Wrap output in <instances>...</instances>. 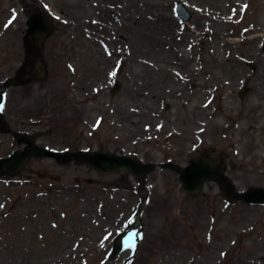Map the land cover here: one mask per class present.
Masks as SVG:
<instances>
[{"label": "rangeland", "instance_id": "rangeland-1", "mask_svg": "<svg viewBox=\"0 0 264 264\" xmlns=\"http://www.w3.org/2000/svg\"><path fill=\"white\" fill-rule=\"evenodd\" d=\"M21 1L0 0V84L21 57L30 13L43 9L55 26L42 45L50 61L46 81L60 91L53 104L61 115L49 128L70 149L97 148L89 131L103 117L93 137L111 139L112 152L143 161L174 155L181 165L205 155L224 162L235 190L264 188V0H182L192 14L186 22L175 13L178 0H31L37 6L31 12ZM158 13L172 20H150L154 26L168 21L176 33L169 43L146 46L135 34L143 24L136 31L127 24ZM180 55L191 62L183 65ZM113 82L120 85L115 93ZM131 83L137 95L128 92ZM79 87L83 107H91L83 116L75 112ZM12 90L3 107L8 123ZM186 126L193 133L182 132ZM161 128L174 144H162ZM77 135L88 142L75 143ZM37 167L34 174L29 163L18 174H0V264H264V204L230 201L214 181L192 195L167 167L151 171L142 186L130 176L125 181L86 168L90 178L75 190L80 171ZM111 182V195L96 199ZM56 186L61 189L47 191ZM139 204L135 247L113 251Z\"/></svg>", "mask_w": 264, "mask_h": 264}, {"label": "flooded vegetation", "instance_id": "flooded-vegetation-1", "mask_svg": "<svg viewBox=\"0 0 264 264\" xmlns=\"http://www.w3.org/2000/svg\"><path fill=\"white\" fill-rule=\"evenodd\" d=\"M49 36L50 34L41 38L39 43V50L37 52H34L33 50H29L26 48L22 34L21 44H23V48L21 50V57L16 59V65L13 68L12 74L10 75L11 84L9 85V87H12L13 89L11 92L12 122L8 123L5 120V123H0V148L5 146L9 147L4 150L0 149V151H6L9 149V151L11 152L12 150L17 148H20L22 150L24 149V156L26 157L25 164L29 163V170L32 174L36 173L35 171H37V165L39 164L44 165L43 168L50 173H54L56 170H63L64 168H66V166H71L73 169L80 171V174H77L74 171L72 172L73 174H77L74 177V189L79 190V188L84 185L83 183H81V178H83L84 181L90 178L89 173L91 172L86 170V168H90L93 171H96L98 174H104L107 172H104L88 164H78L74 161H69L71 157L67 153L68 151L89 149V145L79 146L76 149H70V147L66 143H64L65 141L61 140V137L63 135L57 133L58 130L56 131L49 128L51 125L55 124V120L61 115V112L56 110L53 104L55 96L57 94L59 95L60 91L53 93V91H51V85L53 83L46 81L50 74V61L48 60L47 55L44 54L42 45H45L44 40ZM51 78H54V76L51 75ZM82 93L83 89H81L80 87L76 89L75 112H78L80 116H83L87 112V109L89 110L91 108L90 106L83 107L85 103L84 101H82L83 98H81ZM64 99V96H61L60 100L64 101ZM103 107L105 106L102 105V108ZM96 108L97 106H93L91 112ZM56 115H58V117H56ZM50 116L54 117V122L50 120ZM175 118L179 119L175 116L174 121L172 120L173 123L177 122ZM190 118L191 116L187 120L183 121L187 122L188 120H190ZM103 120V117L94 118L93 128L91 129L90 127V140H95L98 143V147L92 150L111 151V148L108 147L109 143H111V139L109 140L107 138L105 141L102 140L104 136L101 139L98 136L93 137V133H96L98 131V128L100 124L103 123ZM169 122H171V119H169ZM147 125L150 128L151 125ZM144 128L149 129L146 127ZM163 128H161V130H156V134H158V136L163 135L162 137H164L163 133L166 134L162 144H174L176 138L172 135V133L164 132ZM16 131L23 132L24 137L30 140V143L27 146L21 143V141L18 139L15 134ZM182 132L193 133V130L189 129V127L186 126L184 129H182ZM141 138L142 141L146 143L142 136ZM86 140L88 139L81 137V135H77L75 143L82 145L88 142ZM45 148L53 150H65L67 152L62 157H48L43 155V149ZM149 152L152 151L149 150ZM134 156L136 157V155ZM166 157V161L148 160L144 162L177 163L173 160L176 158L174 155H166ZM56 173L58 172L56 171ZM111 173L119 174L120 179L125 181H128L129 176L133 177V179L138 181V184H141L140 180L135 174L129 172ZM114 180L115 178L112 181ZM114 183L115 182H111L109 186H104V191L102 193H98L95 196L96 199L104 198L105 195H111V190H114ZM43 187H46V185H44ZM54 189L60 190L61 188L59 186H56L54 188L48 187L47 191L50 192Z\"/></svg>", "mask_w": 264, "mask_h": 264}, {"label": "water", "instance_id": "water-1", "mask_svg": "<svg viewBox=\"0 0 264 264\" xmlns=\"http://www.w3.org/2000/svg\"><path fill=\"white\" fill-rule=\"evenodd\" d=\"M175 11L179 18L184 21H188L192 14L190 10L185 6L182 0L176 3ZM26 28V35L24 40L30 49H37V43L35 39L39 36L49 33L53 27L46 23L44 14L42 11L33 13L28 19ZM32 37L33 39L29 40ZM264 49V40L263 46ZM247 64L255 69V64L252 61H248ZM8 85V81L5 82ZM119 83L115 82L111 88V92L115 93L119 88ZM248 91V88H243L240 95L243 96ZM22 153L18 150L12 152L8 157L0 158V171H4L9 174H14L19 170L23 163L24 158ZM61 154L60 152L50 151V155ZM72 158L78 163H88L95 165L96 167L104 171H129L135 173L137 176L142 177L144 175L142 171V164L139 160L134 159L127 155H119L106 152H73ZM152 164L145 166L146 171H149ZM224 164L221 163L217 166L213 165L211 159L205 157H199L196 160H191L188 165L181 168L176 166V170L179 173V180L182 184L183 190L188 193L198 195L202 192L204 184L208 181L214 180L218 183L220 189L228 195L230 200H241L248 204H262L264 203V188L262 187H249L245 191L236 192L231 180L224 175ZM138 213L136 212L130 220V228L125 230L119 237V242L116 244V248H120L122 245H126L133 241L136 236L129 235L139 233V231L132 230L135 226V220ZM124 238V239H123Z\"/></svg>", "mask_w": 264, "mask_h": 264}, {"label": "bare ground", "instance_id": "bare-ground-1", "mask_svg": "<svg viewBox=\"0 0 264 264\" xmlns=\"http://www.w3.org/2000/svg\"><path fill=\"white\" fill-rule=\"evenodd\" d=\"M21 2L22 5H24L27 9H29L30 12L37 8V6L36 8L35 6H33L34 3L31 0H22ZM145 8H147V6ZM157 9H161V7L157 6ZM150 20H172V19L167 15H163V13H158L156 17H152V19H148L147 21L129 20L127 26L130 27L132 30L136 31L135 27L140 29L139 25L143 24V28L141 26L140 31H136L135 34L137 35L138 38H140L142 41L147 43L146 46L152 45L153 40H157V39H160L162 41L166 40L168 43L173 41L174 34L176 33L175 27L169 25L168 21L162 23L161 25L163 26H160L158 24L154 26V23H152V21ZM160 30H165V32L170 35L167 37H162L161 35L158 34ZM190 60H191L190 57L180 55V62L183 65H188L191 62ZM129 87L130 88H128V92L132 95H137L138 89L136 87L134 88L133 83H131V86L129 85Z\"/></svg>", "mask_w": 264, "mask_h": 264}, {"label": "snow or ice", "instance_id": "snow-or-ice-1", "mask_svg": "<svg viewBox=\"0 0 264 264\" xmlns=\"http://www.w3.org/2000/svg\"><path fill=\"white\" fill-rule=\"evenodd\" d=\"M11 22V21H10ZM0 108H2V105H0ZM0 207H2V205H0ZM141 234H139V233H135V234H133V236H137V237H139ZM132 247H135V244H133L132 245Z\"/></svg>", "mask_w": 264, "mask_h": 264}]
</instances>
